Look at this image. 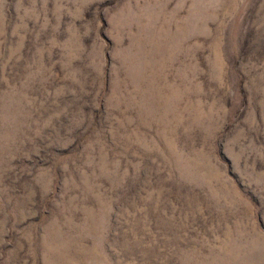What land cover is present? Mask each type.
<instances>
[{"label":"rangeland","instance_id":"rangeland-1","mask_svg":"<svg viewBox=\"0 0 264 264\" xmlns=\"http://www.w3.org/2000/svg\"><path fill=\"white\" fill-rule=\"evenodd\" d=\"M0 264H264V0H0Z\"/></svg>","mask_w":264,"mask_h":264}]
</instances>
